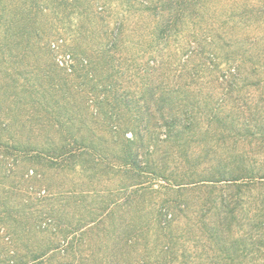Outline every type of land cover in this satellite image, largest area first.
<instances>
[{"label": "trees", "instance_id": "16d2710c", "mask_svg": "<svg viewBox=\"0 0 264 264\" xmlns=\"http://www.w3.org/2000/svg\"><path fill=\"white\" fill-rule=\"evenodd\" d=\"M0 0V264H264V0Z\"/></svg>", "mask_w": 264, "mask_h": 264}, {"label": "rangeland", "instance_id": "374dc122", "mask_svg": "<svg viewBox=\"0 0 264 264\" xmlns=\"http://www.w3.org/2000/svg\"><path fill=\"white\" fill-rule=\"evenodd\" d=\"M144 1H145V2H149V3H147V4H150L151 1L156 2L157 0H144Z\"/></svg>", "mask_w": 264, "mask_h": 264}]
</instances>
